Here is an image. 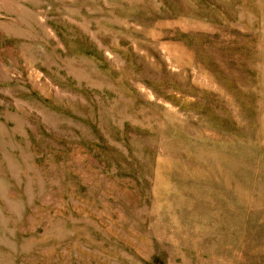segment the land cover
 <instances>
[{
  "label": "rangeland",
  "instance_id": "1",
  "mask_svg": "<svg viewBox=\"0 0 264 264\" xmlns=\"http://www.w3.org/2000/svg\"><path fill=\"white\" fill-rule=\"evenodd\" d=\"M0 264H264V0H0Z\"/></svg>",
  "mask_w": 264,
  "mask_h": 264
}]
</instances>
